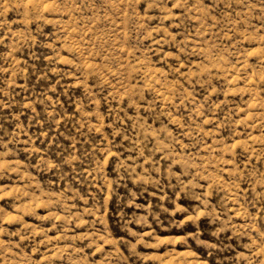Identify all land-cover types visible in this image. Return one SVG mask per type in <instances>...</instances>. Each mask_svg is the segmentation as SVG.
<instances>
[{
	"label": "rangeland",
	"instance_id": "374dc122",
	"mask_svg": "<svg viewBox=\"0 0 264 264\" xmlns=\"http://www.w3.org/2000/svg\"><path fill=\"white\" fill-rule=\"evenodd\" d=\"M0 264H264V0H0Z\"/></svg>",
	"mask_w": 264,
	"mask_h": 264
}]
</instances>
